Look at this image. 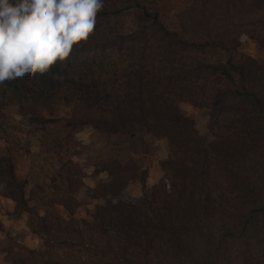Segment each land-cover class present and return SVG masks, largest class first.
<instances>
[{"label": "trees", "instance_id": "16d2710c", "mask_svg": "<svg viewBox=\"0 0 264 264\" xmlns=\"http://www.w3.org/2000/svg\"><path fill=\"white\" fill-rule=\"evenodd\" d=\"M157 2L104 0L94 33L85 44L90 49L106 51L110 43L119 40L118 49L126 58L121 56L115 70L92 69L76 77L73 85L84 101V113L71 120L51 119L53 124L69 121L65 126L74 128L79 123L92 124L106 141L113 134L124 135L131 143L130 149L140 144L149 151L153 137L166 138L169 157L163 161L164 178L147 188V171L133 157L124 159L123 164L121 159L119 164L117 159L104 164L103 159L100 170L106 171L108 178L98 183L94 197L104 202L96 206L92 220L77 219V200L72 193L83 184L79 179L81 169L73 167L75 162L67 156L64 142L54 137V149L49 151L62 166L51 176L50 183L67 194L55 201L69 212L65 218L54 213L41 215L32 209L27 204L25 183L17 178L14 165L6 161L0 165V186L5 195L28 207L30 228L43 240L38 249L23 245L5 248L10 264H264V204L255 210L249 200L234 192L225 198L222 193H226V184L208 182L215 166L207 160L196 167L177 162L187 146L194 147V142L208 151L205 139L198 136L194 123L180 109V102L187 98L186 90L205 91V96L207 87L199 82L212 72L234 82L233 70L243 79L250 66L257 64L249 57L239 61L232 49L240 46L244 36L264 47V0H187L184 8L173 9L176 14L171 24L168 10ZM132 9L138 23L131 33L117 36V28L102 25ZM208 50L225 51V65H217ZM63 65L57 61L50 70L67 75ZM39 76L22 82L6 81L1 86L2 93L12 88L20 98L27 99ZM62 99L73 101L67 96ZM221 102L216 100L214 104ZM56 103L57 99H53L46 107L42 105L54 113ZM39 107L38 103L32 108L33 121L44 123L46 116L39 113ZM259 113V124L253 122L248 133L258 137L261 134L264 140V111ZM227 137L234 142L238 136L229 132ZM258 137L255 141H259ZM105 149L103 154L113 153L108 143ZM187 153L192 156L191 151ZM236 166L233 164V168ZM227 169L230 171V165ZM134 178L143 183L141 198L126 192Z\"/></svg>", "mask_w": 264, "mask_h": 264}, {"label": "rangeland", "instance_id": "374dc122", "mask_svg": "<svg viewBox=\"0 0 264 264\" xmlns=\"http://www.w3.org/2000/svg\"><path fill=\"white\" fill-rule=\"evenodd\" d=\"M186 1L158 0L157 3L159 7L168 10L167 20L171 24L172 16L176 14L173 9L179 6L184 8ZM137 16L133 9L125 10L114 18L104 21L102 25L107 28H117V36L129 34L138 23ZM85 43L81 42L74 46L77 48H73L75 53L73 55L71 53L64 62L62 70L67 71V75L63 72L55 74L54 69L40 74L29 98H20L12 88L2 93L0 86V165L8 160L10 162L8 161L7 165L9 163L14 165L17 178L21 183H25L27 204L41 215L54 213L65 218L69 216L62 203H55L60 198H65L67 194L64 190L53 188L50 183L51 176L62 166L53 152L49 151L51 148L54 149L52 143L54 137L59 136L62 143L64 142L67 156L75 162L73 167L77 165L81 169L79 179L83 180V184L80 183L81 186L72 193L77 200L74 208L77 219L92 220L96 206L104 202V199L94 197L98 183L108 178V173L100 170L103 164L100 165L99 162L103 159L104 164L109 161L111 162L108 164H111L115 159L117 164L123 160V164L125 160L133 157V161H138L141 169L145 168L147 171V188L158 184L165 176L163 161L169 157V146L164 137H153L151 149L147 151L140 144L130 149V141L128 142L126 137L120 134H113L106 141V137L101 136L89 123H79L75 128L65 126L69 121L53 124L51 118L62 117L71 120L73 116L84 113L81 106L85 105L84 101L79 99L80 92L75 90L73 85L76 77L92 69L111 67L115 70L121 63L122 57L126 58L118 49L121 44L119 40L110 43L106 51L94 47L90 49ZM232 53L239 61L241 59L245 61L249 57L257 64L250 66L252 70H247L248 73L243 79L239 77L237 70L236 72L233 70L234 82L227 81L225 75L212 72L199 82L204 84L201 86L207 87L205 96V91L194 93L186 90L187 98L180 102V109L194 123L198 136L205 139V150L208 151L204 152L202 146L194 142V147L187 146L180 155V161L177 162L180 165L187 164L194 167L205 163V160L211 162L215 167L212 179L208 182H214L215 185L218 182L226 184L224 188L226 193L222 189L225 198L230 197L234 192L242 199L245 197L249 200L252 207L257 210L258 206L264 204V140L260 134L259 137L256 135L259 141H255L256 136L249 134L248 131L253 122L259 124L257 116L262 114L259 113L260 110L264 111L262 109L264 107V47H261L254 38L244 36L240 46L233 48ZM226 54L223 50L218 52L208 50V56L217 65L226 63ZM63 96L73 101L67 102L62 99ZM53 99H57L55 111L49 113L51 110L45 107ZM216 100L222 102L214 104ZM38 103L39 113L46 116L44 123L33 121L32 108L38 107ZM42 104H45V107ZM211 117H215L214 122H210ZM249 118H252L251 121L248 120ZM213 125L215 126L211 127ZM229 132L238 136L236 141L230 142L232 136L227 137ZM107 143L112 146L113 153L110 156L103 154ZM117 146H121L125 151ZM187 150L192 152V156ZM231 157L233 159H230ZM233 164L237 165L236 168H233ZM227 165L228 167L230 165V171ZM227 185L231 186L229 187L231 189L228 190ZM126 192L133 197H143L142 181L138 178L131 179ZM30 214L28 207H22L17 200L5 195L0 186V264H10L5 248L23 245L38 249L42 246L43 240L30 228Z\"/></svg>", "mask_w": 264, "mask_h": 264}, {"label": "clouds", "instance_id": "9594fccd", "mask_svg": "<svg viewBox=\"0 0 264 264\" xmlns=\"http://www.w3.org/2000/svg\"><path fill=\"white\" fill-rule=\"evenodd\" d=\"M103 9L104 0H0V86L65 62Z\"/></svg>", "mask_w": 264, "mask_h": 264}]
</instances>
